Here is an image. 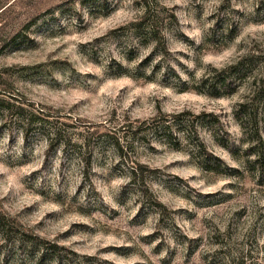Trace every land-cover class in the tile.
<instances>
[{
	"label": "rangeland",
	"instance_id": "374dc122",
	"mask_svg": "<svg viewBox=\"0 0 264 264\" xmlns=\"http://www.w3.org/2000/svg\"><path fill=\"white\" fill-rule=\"evenodd\" d=\"M156 10L157 47L133 31V0H75L0 53V264H264V89L242 123L248 80L220 96L192 89L264 45V0ZM182 110L203 158L184 131L172 146L141 124Z\"/></svg>",
	"mask_w": 264,
	"mask_h": 264
},
{
	"label": "trees",
	"instance_id": "16d2710c",
	"mask_svg": "<svg viewBox=\"0 0 264 264\" xmlns=\"http://www.w3.org/2000/svg\"><path fill=\"white\" fill-rule=\"evenodd\" d=\"M51 2L49 5H42ZM75 0H0V53L6 48L15 44H26L32 41L29 33L30 27L34 25L37 20L44 16L46 13H51L55 6L71 9V5ZM135 4L139 7V14L132 23L133 31H137L141 34V37L147 41H153L154 46L159 45V39L157 37V24H158V14L156 10V0H133ZM18 5V6H17ZM24 7L23 13L16 11V9ZM17 7L16 9H14ZM61 10V9H60ZM227 34V40H229L233 35V29H228L225 31ZM162 54L165 52L163 45L158 49ZM210 70L202 74V76L197 79L192 85V89L197 93H206L211 96H220L222 94H231L242 84L244 81L248 80L252 89L250 91V96H246L243 101L237 103L238 110L242 111L240 117L236 113V118L241 122V120L250 121L251 117L248 112V103L252 101L254 95L258 94L264 89V45L250 47L244 53L238 55L234 60L227 63L221 68L209 67ZM18 109H21L18 107ZM23 111H19L18 114H22ZM189 110H182L181 112L174 114H166L158 111L157 115L150 118L148 123L144 127L152 126L154 130H158L160 133L164 134L165 137L169 139L172 138L174 141H169L172 146H177L176 144V134L175 131H184L191 138H194L191 142L195 147L196 153L200 157L205 155L204 144L197 138L195 126L193 120L189 118ZM42 120L38 115H30V117ZM174 118V119H173ZM31 119H27L24 126V136L27 132L32 129L30 125ZM242 123V122H241ZM40 124V123H39ZM174 126V130L172 127ZM139 128V127H138ZM252 133L254 137L252 139L256 140L258 137L257 129L254 124ZM53 134H55V128L53 129ZM53 139H49V147L54 145ZM84 166L89 165V161L86 159L83 161ZM206 170L212 169V165H203ZM36 240L35 238H31ZM28 240L35 247L41 250L40 256H42V250H50V252H55L54 244H45L39 240V243ZM45 245H47L45 247ZM242 256L233 257L237 261ZM41 258V257H40Z\"/></svg>",
	"mask_w": 264,
	"mask_h": 264
}]
</instances>
